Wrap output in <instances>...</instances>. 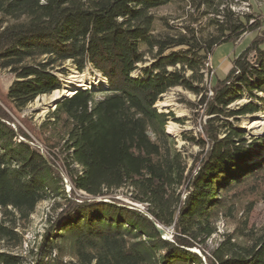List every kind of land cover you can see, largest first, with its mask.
Listing matches in <instances>:
<instances>
[{"label":"trees","instance_id":"trees-1","mask_svg":"<svg viewBox=\"0 0 264 264\" xmlns=\"http://www.w3.org/2000/svg\"><path fill=\"white\" fill-rule=\"evenodd\" d=\"M175 1L197 12L214 2L0 0V70L14 77L6 91L12 110L60 90L66 63L78 72L89 66L103 84L98 93L78 88L37 128L39 139L60 155L72 190L90 197L81 202L73 193L68 197L50 160L55 154L43 156L20 140L28 136L0 107V241L20 246L18 222L28 221L41 202L58 208L33 261L0 252V264H264V226L237 227L206 248L221 215L248 194L264 193V140L246 144L228 120L264 114V29L216 80L211 96L203 87L215 48L264 24H249L254 15L238 14L219 0L215 10L201 13L214 15L206 22L211 31L156 32L154 11ZM176 87L199 96L209 116L204 137H182L201 148L191 166L165 131L172 115L155 106ZM245 91L260 107L228 109ZM122 189L142 211L113 198ZM157 227L171 228V240Z\"/></svg>","mask_w":264,"mask_h":264},{"label":"rangeland","instance_id":"rangeland-1","mask_svg":"<svg viewBox=\"0 0 264 264\" xmlns=\"http://www.w3.org/2000/svg\"><path fill=\"white\" fill-rule=\"evenodd\" d=\"M219 0H214L210 5H204L200 8L199 12L194 10L189 4L184 1H175L171 4L165 5L154 11L157 18L155 22L156 32H167L172 35L178 30H183L186 27H194L202 33H207L206 22L207 19L214 17L212 14L202 18L201 13L211 12L216 9L215 3ZM224 6H228L230 9L238 14H252L255 21L263 19L264 16V0H249V7L242 6V2L237 0H222ZM262 15V19H261ZM197 21L196 23L193 22ZM249 24H252L249 22ZM261 28H254L251 31L246 32L235 42H226L216 47L212 55L208 57L204 66V83L203 87L207 90V95L211 96V87L216 80H223L229 70L232 67V61L236 56L243 52L250 42L259 37L262 34ZM263 36V35H262ZM264 40V37H263ZM264 49V44L261 46ZM253 60V59H252ZM150 59L148 57V65ZM141 66V65H140ZM67 74L65 76L59 75L62 88L54 91L50 95H43L36 98L32 103L28 104L24 109L17 111L10 108L9 102L6 98V91L10 86L14 77L7 70H0V107L3 108L12 118L11 126L17 130L19 127L27 136L28 139L18 137L20 140H25L31 146L37 148L43 156H48L52 152L55 154L53 159L57 170L62 176H66L63 165L61 163V157L56 151L50 150L38 137L37 128L40 123L45 119L49 111H52L54 107H50L52 103L54 93H59L61 98L64 96L62 93L69 87L72 92L74 89H90L92 92L98 93L99 89L103 86L102 80L99 74L92 72L87 66L83 72H78L71 63L64 65ZM135 75V73L133 74ZM91 83V84H90ZM68 86V87H67ZM74 94V92H72ZM253 93L262 98L263 95L256 91ZM72 96V95H71ZM70 96V97H71ZM200 97L194 95L180 87L171 89L168 93L164 94L160 100L156 103V108L159 112L170 113L172 117L168 120L165 131L174 140L175 147L181 151L184 159L191 166L193 160H197L201 153V148L189 141L183 140V136H190L198 139L204 137V127L207 124L209 116L204 112V107L199 105ZM254 104L260 107L261 101L248 95V92H244L239 100L231 103L228 106L230 110H236L246 104ZM262 107V106H261ZM233 127L239 129L243 134V140L246 144H252L258 142L260 139L264 140V114L257 112L254 114H248L245 116L237 117V120L232 118L228 119ZM257 123V124H254ZM174 125L175 128L172 133H169L170 125ZM222 122H217L215 125L218 127V133L220 137L223 136L221 127ZM264 156V152L262 153ZM49 158L51 156H48ZM48 158V159H49ZM264 177V173H263ZM264 181V178L262 179ZM64 184V182H63ZM65 185V184H64ZM66 190V188H65ZM74 194L76 202H81L84 199H89L85 193L75 191L70 188L69 194ZM113 198L119 200L125 207H137L136 209L142 211L143 207L135 203L129 198V193L126 189H122L114 193ZM249 197L242 198L238 202L234 203V209L230 214L225 216L221 215L217 222V233L214 234L206 243V248L211 250L216 247L217 243L223 238L224 235L230 234L237 227H242L245 230L258 231L264 226V193L262 195H247ZM100 200V198H97ZM108 200V199H103ZM61 200H58L59 202ZM58 208L53 201L41 202L36 206V209L30 219L25 222H18L15 232L22 238V244L18 247H12L11 244H7L4 241H0V252L19 254L33 261V253H35L37 244L40 241L41 235L44 233L50 218L54 217ZM145 212V211H144ZM0 215V220H1ZM169 236H172V229H165ZM171 240V239H170ZM32 251V252H31ZM198 253V251L196 250ZM200 254V253H199ZM201 255V254H200ZM202 256V255H201ZM203 257V256H202Z\"/></svg>","mask_w":264,"mask_h":264},{"label":"water","instance_id":"water-1","mask_svg":"<svg viewBox=\"0 0 264 264\" xmlns=\"http://www.w3.org/2000/svg\"><path fill=\"white\" fill-rule=\"evenodd\" d=\"M76 91V89H74L72 92ZM67 96H62L61 98L57 99L56 101H53L52 103H50V107H55L60 101H62L64 98H66ZM157 230L159 232V234L161 235V237L163 239H171V236L168 235V233L166 232L165 229L157 227Z\"/></svg>","mask_w":264,"mask_h":264},{"label":"bare ground","instance_id":"bare-ground-1","mask_svg":"<svg viewBox=\"0 0 264 264\" xmlns=\"http://www.w3.org/2000/svg\"><path fill=\"white\" fill-rule=\"evenodd\" d=\"M68 87V86H67ZM83 89V88H82ZM77 90V89H76ZM83 90H86V89H83ZM76 91H74V93H75ZM64 96H71V95H73V93L70 91V88H67L63 93H62ZM59 97H60V95H59V93H54V95H53V99H52V101H56L57 99H59ZM254 124H257V123H254ZM174 128H175V126L172 124V125H170V127H169V130H168V132L169 133H172V131L174 130Z\"/></svg>","mask_w":264,"mask_h":264},{"label":"built area","instance_id":"built-area-1","mask_svg":"<svg viewBox=\"0 0 264 264\" xmlns=\"http://www.w3.org/2000/svg\"><path fill=\"white\" fill-rule=\"evenodd\" d=\"M242 6H245V7H249V5H248V3L247 2H243V5ZM232 10H234L233 8H232ZM261 19H262V15H261ZM255 20L254 19H251L250 20V23H252V22H254ZM262 22H263V24H264V16H263V19H262ZM68 97V96H67ZM70 97V96H69ZM41 153V152H40ZM62 178H63V182H64V186H65V188H66V192L67 193H69L70 192V188H71V186H70V181L68 180V178H67V176H62ZM136 207V206H135ZM137 208V207H136Z\"/></svg>","mask_w":264,"mask_h":264}]
</instances>
